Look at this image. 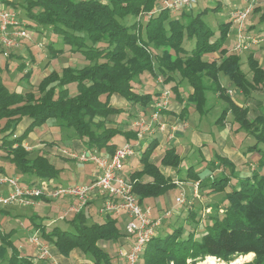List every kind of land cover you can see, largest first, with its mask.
I'll list each match as a JSON object with an SVG mask.
<instances>
[{"label":"trees","instance_id":"16d2710c","mask_svg":"<svg viewBox=\"0 0 264 264\" xmlns=\"http://www.w3.org/2000/svg\"><path fill=\"white\" fill-rule=\"evenodd\" d=\"M159 2L25 0L18 3L7 0L13 8L20 6L19 16L24 22L28 20L27 26L50 29L52 34L62 38L68 51L81 53L84 63L52 69L39 80L36 88L24 85L21 91L11 90L0 72V157L25 176L57 178L62 168L46 153L32 154L24 145L33 126L52 120L63 130L73 131L71 136L81 139L86 149L112 154L120 146L116 141L118 135L124 136V143L138 139L137 130H122L110 125V118L122 112L121 107L111 102L112 96L119 93L133 105L148 106L157 92L142 93L137 84L146 76L154 77L159 72L165 77V82L173 83L171 89L175 91L176 98L180 102L184 99L188 102L184 106L186 111L194 105L202 117L210 111V93L226 99L228 106L216 121L223 122L232 111L240 126L253 133L256 142L248 151L262 153L259 161L263 167L264 148L260 144L264 143V109L255 115L254 121L248 122L245 114L250 112V107L227 93L221 77L231 80L235 89L244 95V101L249 102L254 88L264 83V66L250 53V79L243 69L241 54L225 46L232 21L219 24L218 35L206 23L204 15L210 9L217 10L221 6L219 2L196 12L183 10L181 17H172L171 11L165 8L149 16ZM143 14L148 16L145 25L139 21ZM129 17L134 21L126 22ZM185 39L194 41L190 50L184 47ZM54 42L52 39L48 43L54 53L64 51V47L58 48ZM38 45L43 46L44 43ZM216 52L221 54L220 60L204 58L206 54ZM13 57L14 52L6 57L5 70H10L9 63ZM18 67L20 79L28 82L33 73L31 68L26 66L24 59ZM176 73L180 75L179 80L175 78ZM185 80L190 86L187 98H183L180 91ZM22 122L27 126L19 132ZM157 144V139L153 138L145 148H140L142 168L129 175L142 204H147L150 198L165 195L177 186L174 178L160 165L179 171L182 157L175 146H170L160 164L155 163L151 157ZM217 158L230 167L232 177L239 178L238 186L226 191L232 177L220 175L213 178L209 183L210 192L226 193L220 204L210 206L204 231L197 236L196 228L202 217L200 214L197 216L196 211H189L186 215L193 225L190 230L183 225L172 227L170 217L165 216L162 225L169 226V231L164 235L158 230L147 243L138 264H200L208 256L231 264L250 254H254L252 259L240 264H264V173L257 171L251 175H238V168L231 159L223 155ZM194 177L200 178L198 174ZM94 202L90 200L79 212L62 218L60 224H46L44 218L32 214L29 226L63 256L80 249L92 259L93 264H126L101 245L102 241H117L124 235L118 218L105 214L101 221L91 220L89 210ZM14 232V228H0V264H36L33 256L23 254L19 249Z\"/></svg>","mask_w":264,"mask_h":264},{"label":"rangeland","instance_id":"374dc122","mask_svg":"<svg viewBox=\"0 0 264 264\" xmlns=\"http://www.w3.org/2000/svg\"><path fill=\"white\" fill-rule=\"evenodd\" d=\"M15 2L18 3H24L25 0H15ZM200 1L198 2L197 6H195L192 11L196 12L198 10H202L204 7H206L204 4L202 6H199ZM237 4H243L242 6L247 5L248 3L246 0H223L221 6L217 10H211L204 15V20L208 25H210L213 29H215L217 35L219 34L218 26L222 22L231 20L230 15L228 14V10L233 8ZM214 5L211 3V6ZM254 5V10L250 14L245 29L249 34L252 36H256L257 38H260L261 41L258 44H254L251 48L248 50L241 52L242 61H243V69L247 72L248 77L252 78V72L249 69L248 65V55L252 53L260 63L261 66H264V42L262 40L264 39V0H257V2ZM210 6V5H208ZM14 9L13 7H10V10ZM15 10L20 11L19 8H15ZM183 12V11H182ZM181 12V13H182ZM181 13H171L172 17H181ZM22 14L24 15V10H22ZM148 19V16L146 14H143L139 17V21L142 22L143 25L146 24ZM26 24H28V20H26ZM134 18L129 17L126 22L130 23L133 22ZM27 26V25H26ZM236 25L232 24L230 31L228 32V38L226 41L225 46L230 51H235L233 49L234 43H235V33H236ZM29 32H30V38L24 42V45L14 50V57L10 60V65L12 66L9 71L5 70L3 66L5 65V59L6 57L0 53V64H1V70L0 72L5 78V81L8 83V86L11 90H18L21 91L23 89L22 85H32L34 88L37 87L38 83L40 82L41 78L51 71L52 69H61V67L65 65H75V66H81L83 61V55L81 53H73L67 50L66 46H63L62 38L58 35L52 34L50 29L42 28L41 30L35 29L32 27L27 26ZM54 40V44L56 47H64V51L54 53L48 46V43L51 40ZM44 43L43 46H39L38 43ZM194 45L193 40L185 39L184 41V47L188 50H190ZM205 59H221V54L219 52L216 53H210L206 54L204 56ZM22 59L25 60L26 66L28 68H31L32 70V77L27 82L25 79H20V72H19V64L22 61ZM175 78L177 80L180 79V75L178 73L175 74ZM165 77L157 72L156 76H146L145 79L140 80V82L137 84V88L140 92L146 93L149 90L151 92H157V96L160 94L158 92V85L161 86V88L166 85L167 87H172L173 83L171 82H165ZM222 83L225 84L227 88V93L234 97V99H237V101L241 104H246L250 107V112L245 114V118L248 122L254 121L255 115L258 114V112L261 109H264V83L258 85L253 90V95L249 102L244 101V95L241 93L240 90L235 89L233 83L231 80H229L227 77H225V80L223 77H221ZM189 84L185 80L181 83L180 89L181 92H185V96L187 98L190 89ZM172 90V99L175 97V91ZM209 100H210V111L205 116H202L199 114V112L195 109L194 105H191L193 110L195 111L194 114H196L200 119V124L198 128H201L202 131H204L206 134L213 135L217 134L219 136H222L223 139L226 140V143L224 147L226 148V151L228 153H234L231 151H235L237 153L233 154L234 157L238 158L243 156V159H245L243 162L240 160L237 161V174L238 175H251L253 172H259L264 173V166L262 167L260 165V156L262 155L261 152H250L248 151V148L253 145L256 142V139L253 135V133L249 130H246L245 128L240 126V123L236 121L235 114L232 111H229L228 114L225 117V120L223 122L218 123L216 120L222 113L223 109L228 106V101L222 97H220L218 94L210 93L209 94ZM258 109V110H255ZM183 127V123H180ZM48 124H42V125H35L31 128L30 133H35L36 135L42 134L46 130L48 131L50 128L46 126ZM49 125L53 127L52 129L60 130L62 131V136L58 137V133H53L55 137H58L61 139V142L67 140L69 136L73 135L74 132H69L68 130H63L56 121H50ZM254 124L251 126L253 128ZM180 128V126H179ZM184 128V127H183ZM29 133V134H30ZM70 134V135H69ZM118 140V138H117ZM123 143V142H122ZM121 144V141L118 140V145ZM66 146V145H65ZM195 146V145H194ZM216 149H218L217 144H212ZM231 147V148H230ZM260 147L264 148V143L260 144ZM1 149V148H0ZM213 149V148H212ZM1 153V151H0ZM198 153V152H197ZM264 153V152H263ZM34 154H38V152H34ZM61 158H65L62 157ZM217 158V156H216ZM67 161V158H65ZM219 161V159L217 158ZM76 161V160H73ZM69 162V161H67ZM64 162L65 167L79 164L78 161L74 163H67ZM208 166V167H207ZM204 171H201L200 178H195L194 175H187V169H184V171L179 175V178L175 182L180 189V192L184 195L183 198H185L184 202L181 204H176V199H172V205H161L162 209L172 207V213L168 215L170 217V224L172 227H177L178 225H183L187 227V229L193 228V225H191V221L189 219H186V215L189 211H196L197 216L200 214L202 217L201 224L197 226L196 232L197 236H199L204 231V225L207 219V208L208 207H214L216 204H220L221 201H223L225 197V193L227 190H231L234 186H238V179L236 177L231 176V169L228 165H223L221 162L216 163V160L209 161L208 164L205 165ZM73 174L76 173V169L72 171ZM70 172V173H72ZM72 175V174H71ZM220 175H229L232 177L231 183L228 184L226 191L222 192H216L211 193L209 188L210 181L213 180V178H216ZM190 176V177H189ZM67 177V176H66ZM68 178V177H67ZM70 180L74 179V176L70 177ZM189 179H194L193 181H189ZM65 180H67L65 178ZM202 180V181H201ZM76 181H80L79 179ZM69 182V180H68ZM207 183V185H204ZM195 191L197 192V195H195ZM1 204V203H0ZM155 204V203H154ZM154 206L153 204H151ZM158 205L155 204V209ZM65 209V208H64ZM63 209V211H64ZM156 209V210H157ZM62 211V212H63ZM159 209L157 210V214L159 213ZM58 213V217L56 218V222L52 223L55 224L57 222H61L60 214ZM156 215V214H155ZM186 219V220H185ZM171 229V228H170ZM34 229L31 226L30 230H28L26 233L21 235L22 237H25L26 239H29L30 236L34 233ZM169 231V226H164V228H161L160 233L164 234ZM114 253L112 250H110V254L113 256H116V251L118 250V245L115 244ZM117 257V256H116ZM216 258V257H215ZM243 259L249 260L250 258L247 257H239L237 260L232 262L231 264H240V262L243 261ZM207 258L200 262V264H226V262L220 261L218 258L216 260H212L211 262H206Z\"/></svg>","mask_w":264,"mask_h":264},{"label":"crops","instance_id":"0c3cea01","mask_svg":"<svg viewBox=\"0 0 264 264\" xmlns=\"http://www.w3.org/2000/svg\"><path fill=\"white\" fill-rule=\"evenodd\" d=\"M213 2L214 5L217 2L222 4L223 0H200L199 6H202V4H204L205 6H211V3L213 4ZM262 42H264V39L262 40ZM11 67L12 66L10 65L9 68ZM223 78L225 80V77ZM22 86L24 87V85ZM159 89H161L160 85H158V92L160 93ZM184 93L185 92H181L182 97L186 98ZM158 96H156L153 102L146 107H140V105L131 104L128 100L119 95V93L114 94L111 98V102L115 106L121 107L122 112L113 115L110 118V125H116L122 130L133 129L138 131L139 127L136 125V121L138 117H144L148 127V129L144 130L142 137L138 135V139L134 142H131L134 145L135 153L130 156L127 162L125 163L123 173L131 175V173H134L135 170L142 168V163L140 161L142 151L140 150V148H145L148 145V142L153 138H156L158 142L157 147L155 148L151 157L155 163L160 164V160L163 157L165 150L170 146H175L177 152L181 155L182 162L180 164L179 171H176V169L169 166L160 165L161 169L167 174L171 175L174 178L175 182L177 181V179H181L179 178V175L184 171V169H187V175L198 174L202 177L200 172H205V170L203 169L209 161L216 160V163L218 164L219 161L216 158V156L218 155L227 156L235 164H237V161L239 160L241 162L245 160L243 159V156L242 159L239 156L238 158L234 157L233 154L237 153L235 151H231L234 153H228V151H226V148L228 147H224L227 144L225 145L226 140L223 139L222 136H219L214 133L213 135L206 134L204 131H202L201 128H198L200 124V118L196 114H194L195 111L191 106H189L188 111L184 110V106L188 104V102H186L185 99L183 102H180L176 98V94L174 99H172L173 95L171 96L169 106L166 109H163L159 113L157 118H154L153 113L156 110L155 105L157 104L156 101L158 99ZM180 123H183L184 128L181 126ZM46 124H48L46 126L50 128L48 131L46 130L42 134L38 135H36L35 133H30L28 135V138L24 142V144L30 146V149L28 150H30L32 154H34V152L36 151L38 153H46L53 163H55L59 168H62L60 175L57 178H53L56 183L69 184L92 182L94 178H96V176L98 175V169L94 163L78 161L79 164H77V166L71 165L68 168L65 167L66 164L64 165V162L69 161L67 163H74L77 160L73 161L74 159L67 158L61 155L58 151V148L64 147L75 151L84 150L85 146L82 140L74 136H69L67 137V140L61 142V139L58 137L62 136V131L52 129L53 127H51L49 123ZM26 126L27 123L22 122L19 127V132H21ZM54 132L58 133V137L54 136ZM117 138L121 141V144L122 142H125L124 136L118 135V137H116V141L118 142ZM212 144H217L218 149L212 146ZM61 156L67 158V161L65 160V158H61ZM75 169L76 173L73 174L72 171ZM0 172L12 176L19 175L24 181L27 180V182L40 180V178H36L34 176L23 175L13 166L12 163L4 159L3 157H0ZM71 176H74L73 180H70ZM65 178L67 180H65ZM78 179L80 181H76ZM188 180L193 181L194 179L188 178ZM179 187L180 186L177 185L175 189L169 191L168 193L159 198H150L147 204H153L154 206L155 204L158 205L157 207L160 211L159 213H162L169 209H173L172 207H168L164 208L163 210L161 205H172V199H176L182 194L180 192ZM0 193L5 195L8 194V188L6 185H0ZM194 194L197 195V192L195 191ZM92 200H94L95 202L91 205L89 210L90 219L101 221L104 219L105 215L101 214L98 211V206L100 203L99 198L93 197ZM66 206H68L67 199L57 200L50 198H39L31 204L1 203L0 228L4 230H10L14 228L15 232L13 234V237L15 238L17 245H19V249L22 251L23 254L33 256L36 260V264H93L92 259L87 256L85 252L83 253V251L80 249H74L69 256H63L58 252L57 248L51 244L48 245L49 254L45 257H42L39 248L36 247V245L31 244L29 242V239H26L25 237L21 236L28 230H30L31 226H29V217L32 214H38L39 218H44V222L46 224L51 225L52 223L56 222L58 213H62L63 209ZM154 206H152L154 209V214H156L157 216L159 215L157 214L158 209L156 208V210ZM61 213L59 215H61ZM116 217L118 218V225L124 232V235L121 236L117 241H102L101 245L105 249H110L113 252L116 248L115 244H117L118 250L116 251L115 255L120 258L118 256L119 249L130 248L134 241V236L127 233V215L123 213L120 216ZM57 223L60 224L61 222ZM164 226L166 225H162L161 228H164ZM161 228L159 229V231L161 230Z\"/></svg>","mask_w":264,"mask_h":264},{"label":"built area","instance_id":"2783aa9c","mask_svg":"<svg viewBox=\"0 0 264 264\" xmlns=\"http://www.w3.org/2000/svg\"><path fill=\"white\" fill-rule=\"evenodd\" d=\"M200 0H160L159 4L149 16L161 9H168L171 13H181L190 11L197 6ZM216 1V0H209ZM245 6L235 5L228 10L232 24L236 25L235 43L233 49L241 53L254 44H258L261 39L252 36L245 29L246 22L254 10L257 0H246ZM7 0H0V49L5 57L24 45V42L30 38V32L26 23L21 20L20 12L14 9L10 10ZM43 45V43H40ZM156 101V110L153 117L157 118L159 113L169 106L172 90L164 85ZM138 135L143 136L145 129H148L144 117H138L136 121ZM27 149L30 146L24 144ZM61 155L81 162H92L98 169V175L90 183H56L53 178L40 179L37 183H28L19 175H8L0 172V185H6L8 194L0 193V203H19L31 204L39 198L67 199L68 206L61 213L60 218L70 217L74 213L83 209L93 197L101 200L99 212L101 214H113L120 216L125 213L128 217L126 223L127 233L134 236V241L130 248H121L118 256L126 264H138L142 259L147 243L158 233L162 226L163 217L172 213V209L164 211L159 215L154 214V209L149 204H142L137 194L133 190V180L124 172V165L135 153L134 145L126 142L112 154L100 153L94 149H84L81 151L71 150L69 148H58ZM184 195L176 198L177 204L184 202ZM211 207L207 208V212ZM29 242L39 248L41 256L49 254V244H46L39 232H34Z\"/></svg>","mask_w":264,"mask_h":264},{"label":"bare ground","instance_id":"6f19581e","mask_svg":"<svg viewBox=\"0 0 264 264\" xmlns=\"http://www.w3.org/2000/svg\"><path fill=\"white\" fill-rule=\"evenodd\" d=\"M253 255L254 254H250L247 256V258H251ZM242 257H245V256H242ZM212 260H216V258L214 256H208L206 262L208 263V262H211Z\"/></svg>","mask_w":264,"mask_h":264},{"label":"water","instance_id":"95a60500","mask_svg":"<svg viewBox=\"0 0 264 264\" xmlns=\"http://www.w3.org/2000/svg\"><path fill=\"white\" fill-rule=\"evenodd\" d=\"M254 256V255H253ZM252 256V257H253ZM252 257L249 259V260H251L252 259ZM244 261H248L247 259H243V261L242 262H244ZM242 262H240V263H242Z\"/></svg>","mask_w":264,"mask_h":264}]
</instances>
